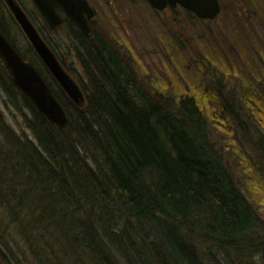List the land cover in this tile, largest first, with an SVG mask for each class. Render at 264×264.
<instances>
[{"label": "trees", "instance_id": "1", "mask_svg": "<svg viewBox=\"0 0 264 264\" xmlns=\"http://www.w3.org/2000/svg\"><path fill=\"white\" fill-rule=\"evenodd\" d=\"M17 2L80 86L82 101L68 98L28 41L25 51L16 45L1 14L0 32L41 74L68 125L61 128L38 111L0 55V87L9 106L21 107L15 109L24 124L18 132L0 109V264H245L253 255L264 258V219L245 187L254 169L264 189V135L254 138L248 129L249 121L264 128V92L252 84V78L264 81L262 43L236 57L246 69L234 87L235 104L209 89L150 93L109 36L93 24L86 36L64 17L78 75L46 38L44 29H52L35 6L38 19ZM203 59L209 73L211 62ZM220 62H213L220 76L235 73ZM215 119L226 135L236 124L242 139L214 138ZM249 146L252 157L240 150Z\"/></svg>", "mask_w": 264, "mask_h": 264}, {"label": "rangeland", "instance_id": "2", "mask_svg": "<svg viewBox=\"0 0 264 264\" xmlns=\"http://www.w3.org/2000/svg\"><path fill=\"white\" fill-rule=\"evenodd\" d=\"M20 1L25 5L27 11L38 19L31 0ZM88 1L96 11L93 25L101 34L109 36L131 60V64L143 79L142 83L150 93L158 91H163L161 93L164 94H168V91L172 93H175L174 91L178 93L201 92L209 89L211 94L215 93L217 96L218 92L222 99L230 97L234 103L237 100L236 97H233L236 95L234 87L239 86V77L246 69V66L241 63L242 60L240 62L236 57L240 54L241 56L245 55L251 47L257 46L259 44L256 43L257 40L262 43L259 45L264 50V0H218L221 12L215 20L211 21H201L198 20L199 18L189 17L179 7L174 8L175 10L172 12L168 10L156 12L143 0ZM1 3L0 15H3L1 16L5 21H3L5 28L16 45L25 51L28 42L21 29L12 20L3 2ZM44 31L56 48L59 57L70 69L82 74L79 63L70 55L73 51L69 45L67 27L63 26L50 31L44 29ZM253 34L256 35L255 40H252ZM204 57L211 62L212 70L209 73L203 66ZM228 59L234 67L227 63ZM212 60H214L213 62L221 61L223 67L225 65H228L227 68L233 67L235 73L233 72V75L230 76H220L221 74L217 72L220 65L214 66ZM247 70L249 71L248 66ZM148 73L152 74V79L157 83L151 82ZM155 74L157 75L154 76ZM252 81V84L257 85L262 95L264 81L260 79L255 82L253 78ZM206 93L204 92V94ZM220 101L221 99L214 104ZM15 108L21 107L9 106L0 87V109L6 121L18 132H21L24 127L23 117ZM235 108L237 107L235 106ZM216 120L211 123L214 138L231 137L235 140H230L236 142L242 139L240 129L236 124L232 125L233 130L230 127L232 122L228 123L230 126L227 125L232 132H235L231 136L229 133L226 135L224 129L216 124ZM252 122L249 121L248 129L252 133L251 135L258 139L259 136L264 135V128L254 121ZM250 148L251 146L240 150L245 154V150H248L252 157L254 150ZM228 159L236 177H238L237 158L231 155ZM257 173L252 169L249 171L250 176L245 175L249 178L245 187L264 219V189L259 179L254 181ZM240 184L244 187L242 178ZM263 261L264 258L257 254L251 256L245 264H260Z\"/></svg>", "mask_w": 264, "mask_h": 264}, {"label": "water", "instance_id": "3", "mask_svg": "<svg viewBox=\"0 0 264 264\" xmlns=\"http://www.w3.org/2000/svg\"><path fill=\"white\" fill-rule=\"evenodd\" d=\"M12 17L25 35L41 63L59 87L75 104L82 101V93L75 80L65 71L57 57L43 40L35 25L16 0H3ZM52 29L62 25L63 17L70 19L86 36L92 34L90 19L94 10L88 0H31ZM155 10L168 6L180 7L202 20H214L221 11L218 0H146ZM0 55L10 70L14 84L34 103L50 122L65 128L68 120L64 108L52 94L38 70L24 60L7 38L0 32ZM260 264H264V261Z\"/></svg>", "mask_w": 264, "mask_h": 264}, {"label": "flooded vegetation", "instance_id": "4", "mask_svg": "<svg viewBox=\"0 0 264 264\" xmlns=\"http://www.w3.org/2000/svg\"><path fill=\"white\" fill-rule=\"evenodd\" d=\"M16 1H18V0H16ZM96 11L94 10V16L90 19V25H91V28H92V33H93V26H92V24H93V20H94V17H95V13ZM64 20V19H63ZM46 34V33H45ZM92 35V34H91ZM46 38H48V36H47V34H46ZM49 39V38H48ZM50 40V39H49ZM45 41V40H44ZM51 41V40H50ZM46 42V41H45ZM47 43V42H46ZM53 44V43H52ZM48 45V44H47ZM52 50V49H51ZM53 51V50H52ZM77 72V74L79 75L80 74V72L79 71H76ZM74 79V78H73ZM76 81V80H75ZM77 85H78V83H77ZM78 87H80L79 85H78Z\"/></svg>", "mask_w": 264, "mask_h": 264}]
</instances>
